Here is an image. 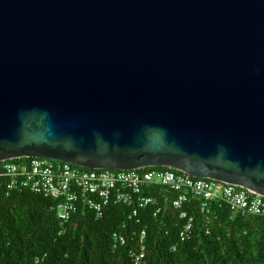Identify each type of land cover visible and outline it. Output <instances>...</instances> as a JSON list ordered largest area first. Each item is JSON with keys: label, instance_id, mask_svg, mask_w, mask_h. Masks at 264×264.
Returning a JSON list of instances; mask_svg holds the SVG:
<instances>
[{"label": "water", "instance_id": "1", "mask_svg": "<svg viewBox=\"0 0 264 264\" xmlns=\"http://www.w3.org/2000/svg\"><path fill=\"white\" fill-rule=\"evenodd\" d=\"M18 158L264 197V0H0V162Z\"/></svg>", "mask_w": 264, "mask_h": 264}, {"label": "trees", "instance_id": "2", "mask_svg": "<svg viewBox=\"0 0 264 264\" xmlns=\"http://www.w3.org/2000/svg\"><path fill=\"white\" fill-rule=\"evenodd\" d=\"M152 170L177 171L145 169ZM148 194L158 205L141 210L137 217L130 218V207L111 204L102 218L82 209L63 224L54 200L28 190L9 192L0 181V264H133L132 251L145 253L142 264H264L263 219L213 202L212 222L206 227L193 201L184 209L194 218V228L182 242L181 212L165 203L176 195L163 187ZM158 208L162 210L156 214ZM116 233L125 236L124 246L115 247Z\"/></svg>", "mask_w": 264, "mask_h": 264}, {"label": "built area", "instance_id": "3", "mask_svg": "<svg viewBox=\"0 0 264 264\" xmlns=\"http://www.w3.org/2000/svg\"><path fill=\"white\" fill-rule=\"evenodd\" d=\"M0 181L9 191L28 190L56 202L59 219L67 224L79 210L85 209L102 218L107 206L123 204L132 209L130 218L150 206H157L155 197L148 194L153 188L169 189L175 198L166 206L180 211L184 227L182 242L192 234L194 218L184 208L198 202L206 227L212 222L211 204L226 205L232 212L264 220V197L251 191L223 182L194 178L184 172L145 169L134 171L94 170L70 163L41 158H18L0 162ZM158 208L156 214L161 212ZM146 233L143 232L141 243ZM115 247L126 244L122 234L114 235ZM133 264H142L145 253H130Z\"/></svg>", "mask_w": 264, "mask_h": 264}]
</instances>
